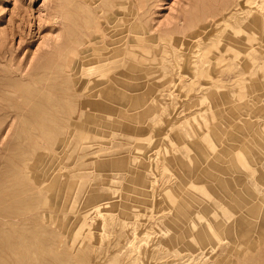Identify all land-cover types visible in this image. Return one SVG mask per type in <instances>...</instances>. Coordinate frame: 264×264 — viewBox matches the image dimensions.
Masks as SVG:
<instances>
[{"label":"rangeland","instance_id":"1","mask_svg":"<svg viewBox=\"0 0 264 264\" xmlns=\"http://www.w3.org/2000/svg\"><path fill=\"white\" fill-rule=\"evenodd\" d=\"M0 264H264V0H0Z\"/></svg>","mask_w":264,"mask_h":264},{"label":"bare ground","instance_id":"2","mask_svg":"<svg viewBox=\"0 0 264 264\" xmlns=\"http://www.w3.org/2000/svg\"><path fill=\"white\" fill-rule=\"evenodd\" d=\"M126 15V14H125ZM127 18V17H126ZM126 18H124L125 20H126ZM115 23V22H114ZM113 23V24H114ZM115 28V27H114ZM116 29V28H115ZM120 29V28H119ZM105 31V30H104ZM125 31V30H124ZM115 32V31H114ZM122 33H123V31H122ZM113 34V33H112ZM124 34H126V33H124ZM106 35H107V33H106ZM121 35V34H120ZM108 36H110V32H109V35ZM112 37V36H111ZM120 37H122V36H120ZM125 37V36H124ZM109 38V37H108ZM117 39H119L118 37H117ZM121 39V38H120ZM108 40V39H107ZM114 40V39H113ZM112 43V42H111ZM116 43H118V42H116ZM103 44V43H102ZM109 44V43H108ZM112 44H114V43H112ZM89 45V44H88ZM106 45V44H105ZM117 49V48H116ZM118 50V49H117ZM100 51V50H99ZM109 58V57H108ZM87 59V58H86ZM85 60V59H84ZM107 60V59H106ZM113 60V59H112ZM115 60H117V58L115 59ZM108 61V60H107ZM85 62H86V60H85ZM115 62V61H114ZM118 62V61H117ZM79 63V62H78ZM109 63H111V62H109ZM83 65V64H82ZM77 67H78V65H77ZM83 67H84V65H83ZM121 75V74H120ZM121 76H123V75H121ZM120 76V77H121ZM114 78V77H113ZM116 78V77H115ZM198 175V174H197ZM197 175H195V176H197ZM199 176V175H198ZM244 189V188H243ZM197 193V192H196ZM231 200V199H230ZM246 200V199H245ZM244 200V201H245ZM192 201V200H191ZM256 202V201H255ZM254 202V203H255ZM194 204H195V202H194ZM257 204V203H256ZM103 204H101V206H102ZM253 205V204H252ZM252 205H250V207H252ZM100 206V207H101ZM256 206V205H255ZM99 207V208H100ZM191 210V209H190ZM246 210H247V208H246ZM255 210H257V207H256V209ZM201 211V210H200ZM241 211V210H240ZM239 211V212H240ZM249 211H251V210H249ZM258 212H259V208H258ZM257 211L255 212L256 214L258 213ZM246 213V212H245ZM251 213V212H250ZM252 214H253V212H252ZM242 216V215H241ZM189 217V216H188ZM252 217V216H251ZM212 218V217H211ZM214 218V217H213ZM192 220V219H191ZM202 220H204V219H202ZM196 221V220H195ZM195 221H194V223H195ZM257 221V220H256ZM211 222V221H210ZM192 223H193V221H192ZM231 224V223H230ZM214 226V225H213ZM195 228H196V226H195ZM197 228H199V227H197ZM201 230V229H200ZM197 234V233H196ZM200 234V233H199ZM198 236V235H197ZM206 237V236H205ZM205 246V245H204ZM206 248V247H205ZM201 253V252H200ZM193 256H195V255H193ZM207 256V255H206ZM196 258V257H195Z\"/></svg>","mask_w":264,"mask_h":264}]
</instances>
